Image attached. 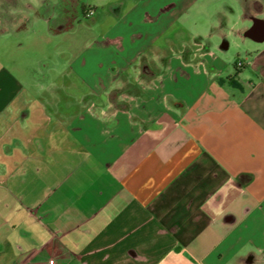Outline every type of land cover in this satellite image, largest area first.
Masks as SVG:
<instances>
[{"label":"crops","instance_id":"crops-1","mask_svg":"<svg viewBox=\"0 0 264 264\" xmlns=\"http://www.w3.org/2000/svg\"><path fill=\"white\" fill-rule=\"evenodd\" d=\"M198 4L114 3L48 93L0 55V264H264V0Z\"/></svg>","mask_w":264,"mask_h":264},{"label":"rangeland","instance_id":"rangeland-1","mask_svg":"<svg viewBox=\"0 0 264 264\" xmlns=\"http://www.w3.org/2000/svg\"><path fill=\"white\" fill-rule=\"evenodd\" d=\"M116 2L120 0H18L13 7L23 8L24 17L18 28L1 37L6 51H0V55L2 59L7 58V64L19 79V87L27 86L28 90L29 86L28 91L32 93L50 92L53 84L68 75L71 60L76 64L81 62L86 58L85 47L105 38L116 22L111 13V6ZM221 2L199 0L201 13L215 14ZM197 6L190 13L189 24H195L194 19L199 14ZM91 9L94 13L87 14ZM64 15L70 16V20H63ZM58 26L68 29L60 30ZM220 40L222 42L223 37ZM232 40L233 37L231 47L223 51L230 60L240 54ZM14 86L17 87V83Z\"/></svg>","mask_w":264,"mask_h":264},{"label":"built area","instance_id":"built-area-1","mask_svg":"<svg viewBox=\"0 0 264 264\" xmlns=\"http://www.w3.org/2000/svg\"><path fill=\"white\" fill-rule=\"evenodd\" d=\"M94 13V10L91 9L87 14L91 15ZM238 66H242L243 65V62L242 61H238L237 62ZM55 263V260L54 259H50L47 263H41V264H54Z\"/></svg>","mask_w":264,"mask_h":264},{"label":"water","instance_id":"water-1","mask_svg":"<svg viewBox=\"0 0 264 264\" xmlns=\"http://www.w3.org/2000/svg\"><path fill=\"white\" fill-rule=\"evenodd\" d=\"M257 21H261V20H259V19H255V22H257ZM261 22H263V21H261ZM261 38H264V34L262 35Z\"/></svg>","mask_w":264,"mask_h":264}]
</instances>
